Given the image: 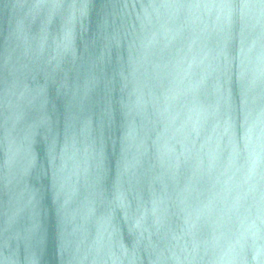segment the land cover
<instances>
[{
  "label": "water",
  "instance_id": "obj_1",
  "mask_svg": "<svg viewBox=\"0 0 264 264\" xmlns=\"http://www.w3.org/2000/svg\"><path fill=\"white\" fill-rule=\"evenodd\" d=\"M0 264H264V0H0Z\"/></svg>",
  "mask_w": 264,
  "mask_h": 264
}]
</instances>
